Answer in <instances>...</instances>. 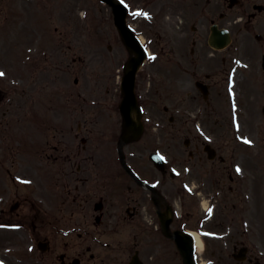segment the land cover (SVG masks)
Returning a JSON list of instances; mask_svg holds the SVG:
<instances>
[{
    "label": "flooded vegetation",
    "instance_id": "af4514ba",
    "mask_svg": "<svg viewBox=\"0 0 264 264\" xmlns=\"http://www.w3.org/2000/svg\"><path fill=\"white\" fill-rule=\"evenodd\" d=\"M110 1L71 0L67 22L76 24L79 10L90 11L81 35L107 40L116 75L144 55L135 87L141 116L134 113L130 129L139 138L123 148L142 144L140 156L150 166L129 165L146 184L120 162V87H94L113 97L89 100V87L57 86L50 54L22 56L18 65L9 58L21 78L17 101L0 80V264H186L185 253L193 264H264V164H248L244 143L260 136L264 120V0ZM131 34L141 44L133 43L137 49L124 40ZM226 40V48L214 46ZM81 43L86 57L65 54L61 76L77 62L76 71L88 70L89 50ZM103 54L94 57L108 65ZM220 57L236 82L230 90L216 87L227 71L218 67ZM222 103L226 142L213 159L199 136L193 149L192 139L185 141L198 169L186 165L178 174L150 160L152 153L167 154L152 130L169 133L161 123L166 114L172 123L189 104L188 113L195 112L216 140L206 123ZM11 107L18 146L4 142ZM155 107L162 112L148 113ZM60 220L65 227L58 228Z\"/></svg>",
    "mask_w": 264,
    "mask_h": 264
},
{
    "label": "rangeland",
    "instance_id": "374dc122",
    "mask_svg": "<svg viewBox=\"0 0 264 264\" xmlns=\"http://www.w3.org/2000/svg\"><path fill=\"white\" fill-rule=\"evenodd\" d=\"M73 6L71 0H0V70L3 68L5 73L4 84L8 86L9 99H20V89L17 87L19 84V79L21 78L20 72L18 70L11 69L8 65V59L18 65L22 56L25 59H29L37 55L38 53L50 54L52 59V65L54 67V72L58 77L57 86H70L74 87H89L88 98L89 100L98 99H112V94L107 95L105 89L94 90V87H119L117 83L118 75L112 72V59L109 54H107V40L102 36L92 35L89 38L83 37L81 34L85 23L89 19L90 11L86 13L84 10H79L76 13L77 23L67 22L68 9ZM94 13H97L95 9L90 7ZM94 15L92 16V18ZM84 19V22L82 20ZM91 21L90 27L96 26V22ZM75 36V38H74ZM83 40L88 48V70L81 72L77 68L80 67V62L73 64L70 74L66 73L62 75L59 73V67L65 70L64 63L66 57L65 54H70L69 57L84 56L85 50L82 49L81 40ZM71 46L69 50L68 46ZM92 52V53H91ZM104 53L102 56L107 59L108 65L101 64V61L96 60L94 57L96 53ZM95 53V54H94ZM94 54V55H93ZM86 57V56H84ZM67 61V60H66ZM218 67H226L227 71L225 73L217 76V86L216 87H227L229 85L228 73L230 64L223 65L221 57L217 59ZM240 78V72L237 74ZM76 77L78 80V85H75L74 81ZM61 78V79H59ZM253 87H259L258 84L253 85ZM260 87H264V77L260 79ZM225 103H222L217 109L220 114H217L215 119L212 121H207L206 129L207 132L217 134V139H209L208 133L204 132V122L202 119H198L195 112H190L194 109L189 104H186L179 108L176 114V120L172 123L169 122L170 114H166V119L161 122L164 126L166 125V130L169 131L167 135H161L160 131L152 129L158 136L163 138L166 144V159L169 169L179 174V169H184V166L195 167L198 169V161L195 158H190L187 147L185 146V140L189 137L192 139L191 149L194 148L195 143H197V137L202 136L201 141L212 144L217 148L218 144L222 148L225 147L226 142V124L222 122L221 118L225 115ZM202 109V107L200 108ZM152 110V111H151ZM148 109L149 112H159L160 107ZM16 108L11 107L9 118H8V128L4 131V135L7 138L4 142L8 146H18L17 135V121L15 118ZM153 115V113H152ZM154 116V115H153ZM107 121V120H104ZM113 122V121H112ZM264 120L260 119V136L255 135L258 130V126L253 122L252 127L254 128L253 138H251V144H247L245 147L249 153L248 164L252 165L255 163L264 164ZM183 129L179 131L178 129ZM202 130V131H201ZM184 132V134H183ZM249 135V136H253ZM211 136V135H210ZM149 138V137H148ZM208 138V139H207ZM216 142V143H214ZM142 144H133L126 148V155L128 163L134 167H138L140 163L144 166L148 165V160L145 162L141 158L139 150ZM107 147V146H105ZM108 148L111 150L114 148V143L110 142ZM149 147H147L148 150ZM203 148V145L201 146ZM259 149L260 152H257ZM116 160V159H115ZM119 164V160H116ZM179 163V167L175 168L173 164ZM153 169V167H151ZM154 175V173H153ZM152 175V176H153ZM176 181H179L181 176L177 175ZM188 177L182 178L187 179ZM260 195V193H259ZM58 228L65 227V221H57ZM56 235L59 237H66L62 231H56Z\"/></svg>",
    "mask_w": 264,
    "mask_h": 264
},
{
    "label": "water",
    "instance_id": "95a60500",
    "mask_svg": "<svg viewBox=\"0 0 264 264\" xmlns=\"http://www.w3.org/2000/svg\"><path fill=\"white\" fill-rule=\"evenodd\" d=\"M135 76H136V69H133L129 74H126L123 78V92L125 94L124 101L121 105L123 115L125 117V122L124 126L128 130L129 127L133 123V118H132V110L136 108L135 104V93H134V87H135ZM130 139L128 138V134L125 133L124 136L122 137V142L126 143ZM122 162L126 164L125 156L122 153Z\"/></svg>",
    "mask_w": 264,
    "mask_h": 264
},
{
    "label": "snow or ice",
    "instance_id": "6c2138e0",
    "mask_svg": "<svg viewBox=\"0 0 264 264\" xmlns=\"http://www.w3.org/2000/svg\"><path fill=\"white\" fill-rule=\"evenodd\" d=\"M121 2H123V0H121ZM144 15H147V14L145 13ZM4 75H5V73L0 72V77H3ZM244 143H246V144H251V141L245 139V140H244ZM237 171H239V169H237ZM26 183H27V182H26ZM209 211H211V210H209Z\"/></svg>",
    "mask_w": 264,
    "mask_h": 264
},
{
    "label": "bare ground",
    "instance_id": "6f19581e",
    "mask_svg": "<svg viewBox=\"0 0 264 264\" xmlns=\"http://www.w3.org/2000/svg\"><path fill=\"white\" fill-rule=\"evenodd\" d=\"M197 241L199 243V245H201V240L198 238V236L196 235Z\"/></svg>",
    "mask_w": 264,
    "mask_h": 264
}]
</instances>
